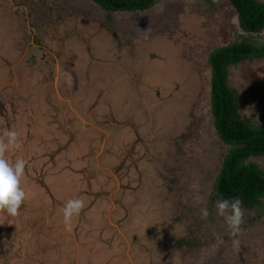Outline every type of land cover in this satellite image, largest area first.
I'll list each match as a JSON object with an SVG mask.
<instances>
[{"label": "rangeland", "instance_id": "rangeland-1", "mask_svg": "<svg viewBox=\"0 0 264 264\" xmlns=\"http://www.w3.org/2000/svg\"><path fill=\"white\" fill-rule=\"evenodd\" d=\"M105 21L104 10L90 0H0V134L15 128L22 141L8 158L25 159L30 176L38 178L44 177L45 167L67 163L79 145L89 151L84 172L77 173L81 178L64 185L68 191L87 188L75 199L90 190L91 199L98 200L101 192L92 193L93 177L107 182L111 175L117 186L114 204L124 200L126 215L139 233L131 238V252L127 236L118 235L113 242L106 240L111 233L103 241L97 236L96 251L115 260L110 264H264L263 218L252 222L254 214L249 213L238 237L240 248L234 250L223 218L215 206L209 211L225 150L212 120L208 55L237 39L232 4L166 0L144 12H115L110 24L116 33ZM14 51L21 57L12 56ZM61 71L69 74L61 76ZM43 72L70 95L73 81L92 90L87 108L68 101L70 110L62 107L58 120L42 119L43 99L51 88L48 79L42 80ZM230 81L245 97L244 112L252 116L250 103L259 99L254 89L264 83V59L233 67ZM80 152L76 156L82 165ZM108 154L117 161L105 162ZM257 162L264 168V157ZM113 164L124 170L121 187ZM35 182L25 173L27 199L42 196ZM194 184L198 191L191 189ZM26 202L22 207L32 205ZM45 204L42 198L33 203L46 214L53 211ZM93 205V222L100 227L105 221ZM203 207L209 211L207 219L201 218ZM82 216L89 218L90 210ZM45 228L33 230L39 235L33 243L56 239ZM25 263L13 246L0 243V264Z\"/></svg>", "mask_w": 264, "mask_h": 264}, {"label": "crops", "instance_id": "crops-1", "mask_svg": "<svg viewBox=\"0 0 264 264\" xmlns=\"http://www.w3.org/2000/svg\"><path fill=\"white\" fill-rule=\"evenodd\" d=\"M33 44L38 45L37 43ZM7 47L9 46L7 45ZM1 50L2 48H0V51ZM12 56L21 57L16 51H14V54ZM42 57L44 58L43 54H41V58ZM63 72L64 71H61V76H64L67 73L69 74V72L63 74ZM18 74L16 73L17 77ZM21 74L22 73H20L19 75L22 76ZM28 77L29 76L23 77V82H28ZM41 78L42 80L48 79V86L51 87L49 89L50 94L46 95L43 99V104L45 105L44 109L46 112H40V117L42 119L49 117L50 119L53 118L52 120L54 121L58 120L59 115L57 113L62 107L64 111L70 110V106L67 105L68 101H70L71 103H76L86 109L88 106V100L91 98L90 96L94 94L93 91L88 88H86L84 91L83 88L76 87V85L74 86L73 81V83H71L70 85V90H72L70 95L67 91L62 89V87L60 86L61 83L58 85V82L56 81L53 84L51 83V80L49 79L50 74L43 72L41 74ZM61 80H63V77H61ZM85 83L84 86L86 85ZM95 93H97L95 94L96 96L99 95V98L103 96L101 95V92ZM76 97L80 98L77 99ZM102 139H104V136L102 137ZM78 148H80L81 151H83L85 154H82L80 151H78ZM78 148H75V152L70 154L69 156L70 158L68 159V161H70L71 164L67 161V163L56 165L55 162L52 165H49L48 167L42 169L44 171V177L43 175L38 176V178L31 177L29 170L26 169V175L29 176L32 182L36 181L34 184L37 183L42 188V191H38L42 194V196H36L31 200L29 199V197L26 203H31L32 205L26 208L22 207L19 217L0 218V243H8L13 246L17 251L19 261L20 259L21 262L22 260H25V264H34L35 262L37 264H102L99 258H102V260L104 261H108L106 263L110 264L111 261L115 262V260L106 256L107 254H98V252L96 251V247L94 246V244L96 241H98L97 236L99 237L100 235L103 241V235L111 233V236H107L106 240L112 238V242L116 240V237L118 235H121L124 238H126L125 236H127L126 240L130 247V242H135V238H133L134 241H131L132 236L139 234L138 232L135 233L134 226L132 224L133 221L128 218V214L126 215L124 200L121 203H118L117 201L114 204L115 199L113 197L114 194H116L115 190L117 189L114 188L117 186H114L112 176L109 174V181L107 182H104L101 179L97 180V178H94L95 176L93 177L92 193L98 194L99 192H101L100 199H91L93 196H89L90 190L86 192L87 196H81V194H79L78 197H76L83 200L84 209L79 216L73 218L71 230L69 231L65 228L63 222V210L64 205L66 204L65 199H75V196H77L78 193H84V191L87 189L86 188L82 191L70 189V191H68V188L66 187V185H64V182L66 180L81 178L77 177V173L84 172L82 168L85 167L86 162H88L89 151L86 148H83L82 145L81 147L79 145ZM79 152L84 159V163L82 165H79L81 162V158L79 156H76ZM109 159L110 161H117L116 157L112 154H108L104 158L105 162H109ZM112 166L114 168V171L112 169L113 175L118 181V186L121 187V177H119V175H121L120 173H122L124 170H122L120 167H118L116 170L114 164ZM36 174L38 175L39 173L37 172ZM87 177L88 174L86 175V178ZM61 185H63V188L61 187ZM38 192L36 194H38ZM41 198L42 201L46 203L45 205L50 206L53 211H48V213L46 214V212L41 209V207H36L35 205H33V203L35 204V202L37 200H40ZM93 203L97 204V209L101 212L102 217L105 221V224L100 227H96V224L93 222L94 219L92 216L93 212L95 211V206L93 205ZM112 206L115 207L112 208ZM89 210V218L83 220L82 214L84 213V211H86L88 214ZM47 222L48 228L46 227ZM40 227H42L43 230L46 227L45 231L48 234H56V236L53 235L54 237H56V239L52 240L47 238L45 244L40 243L39 240H37L36 243H33L39 236L37 233L35 234L33 230L35 228L40 229ZM45 231H43L44 234ZM94 234H97L96 238L93 237ZM122 237L120 240V244L122 242ZM33 244L35 246H32ZM17 247L19 249H17ZM27 247L31 248L29 252ZM131 249L132 248L130 247V250H128L131 252ZM96 254L98 258L97 261L94 258Z\"/></svg>", "mask_w": 264, "mask_h": 264}, {"label": "trees", "instance_id": "trees-1", "mask_svg": "<svg viewBox=\"0 0 264 264\" xmlns=\"http://www.w3.org/2000/svg\"><path fill=\"white\" fill-rule=\"evenodd\" d=\"M104 10L105 25L115 12H144L166 0H90ZM215 6L224 0H199ZM237 15V39L217 46L208 55L211 67L210 106L215 133L225 150L213 182L209 211L221 198L239 197L244 219H264V168L257 159L264 157V83L255 87L258 100L250 103L253 117L244 112L245 97L230 81L231 68L247 61L264 59V0H228ZM108 22V23H107ZM117 35V34H116ZM259 113L260 117H259ZM257 114L255 120L254 116ZM262 117V118H261ZM252 221V220H251Z\"/></svg>", "mask_w": 264, "mask_h": 264}, {"label": "clouds", "instance_id": "clouds-1", "mask_svg": "<svg viewBox=\"0 0 264 264\" xmlns=\"http://www.w3.org/2000/svg\"><path fill=\"white\" fill-rule=\"evenodd\" d=\"M147 31V30H146ZM22 147L20 133L15 128H6L0 134V218H17L20 210L27 200V193L22 184L25 176L27 161L17 158L11 161L8 158L10 151ZM193 191H198L197 185L190 186ZM84 209L83 200L76 198L66 202L63 210V222L67 230H71L73 218L81 214ZM216 214L222 217L232 238V247L239 250L244 223L243 201L239 197L231 199L221 198L215 202ZM201 218L207 219L209 211L206 207L200 209ZM253 218V216H252ZM252 222H254L253 219Z\"/></svg>", "mask_w": 264, "mask_h": 264}, {"label": "flooded vegetation", "instance_id": "flooded-vegetation-1", "mask_svg": "<svg viewBox=\"0 0 264 264\" xmlns=\"http://www.w3.org/2000/svg\"><path fill=\"white\" fill-rule=\"evenodd\" d=\"M232 69V68H231ZM262 84V83H261Z\"/></svg>", "mask_w": 264, "mask_h": 264}]
</instances>
